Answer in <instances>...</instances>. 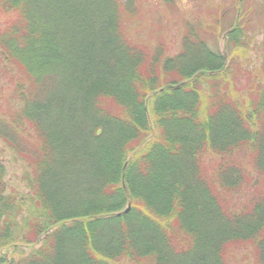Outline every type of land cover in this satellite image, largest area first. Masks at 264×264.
<instances>
[{"label":"trees","instance_id":"trees-1","mask_svg":"<svg viewBox=\"0 0 264 264\" xmlns=\"http://www.w3.org/2000/svg\"><path fill=\"white\" fill-rule=\"evenodd\" d=\"M134 2L0 0V139L30 190L7 193L0 159V264H264L246 0L176 55L131 41Z\"/></svg>","mask_w":264,"mask_h":264},{"label":"rangeland","instance_id":"rangeland-1","mask_svg":"<svg viewBox=\"0 0 264 264\" xmlns=\"http://www.w3.org/2000/svg\"><path fill=\"white\" fill-rule=\"evenodd\" d=\"M232 6H234V0H135L134 7L133 5L130 7L132 9L130 15L135 19L127 23L129 36L133 43L143 45L150 51L164 43L168 48V54L176 55L181 50L186 25L201 21L209 24L213 22V17L217 12L223 14L225 11L227 13L224 15L225 29L236 16V11H233ZM241 9L250 10L247 21L249 22L250 35L253 37V48L246 60L248 63L244 64H247L246 67L250 69L263 71L260 75L264 85V0H246L244 6L241 5ZM225 36L223 30L219 34L220 40L217 39L218 43L209 42L210 46L223 52ZM2 59L0 53V66ZM3 87H5V80L0 76V88L3 89ZM7 93L10 94V90ZM2 99L0 96V107ZM0 159L6 168L7 193L28 196L30 190L22 181L26 164L15 156L1 139ZM209 160L214 163L213 158L206 161ZM242 258L245 264L249 262L243 255H240L239 259ZM114 264L133 263L130 260H124Z\"/></svg>","mask_w":264,"mask_h":264}]
</instances>
